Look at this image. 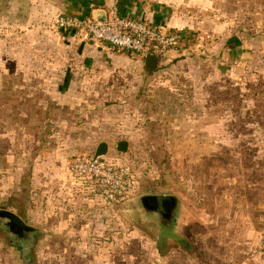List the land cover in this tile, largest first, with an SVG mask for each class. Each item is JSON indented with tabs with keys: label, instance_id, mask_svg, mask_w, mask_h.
Masks as SVG:
<instances>
[{
	"label": "crops",
	"instance_id": "1",
	"mask_svg": "<svg viewBox=\"0 0 264 264\" xmlns=\"http://www.w3.org/2000/svg\"><path fill=\"white\" fill-rule=\"evenodd\" d=\"M29 2H32L33 16L29 18L28 26L33 25L27 27L23 35L42 32L49 34L53 40L47 43L37 41L38 39L24 42L25 48L33 50L32 56L24 54L7 56L4 63L6 69L3 68L6 72L1 74L4 84L0 91L2 113L0 209L12 212L28 229L23 230L22 234H15L19 243H14L9 239L12 232L6 226L5 220L0 218V264H151L154 254L150 245H145L144 250L139 251L131 247L128 249H106L100 246L83 248L71 242L78 240V236L83 239L84 232L75 233L72 229L59 231L63 222L67 223V217L66 213L60 216L57 214L58 201L65 194L71 195V190L63 187L70 180L77 189L74 183L78 181L68 172L71 159L66 164L68 154L65 149H61L65 148L61 147L64 142L58 141L55 129L57 124H77L73 114L82 112L85 106L82 90L74 88V82L78 79L82 80V75L57 71L62 69L60 66L65 63L69 61L73 63L78 59L83 62L92 61L103 64L110 59L115 65L109 66L110 70H115V67L119 66L137 73L144 71L145 78L154 72L144 67V58L116 50L104 42L80 40L76 48L77 55H72L74 41L78 38L73 32L56 29L53 26V20L58 14L92 18L100 15L101 11L107 13L115 8L120 15L142 18L164 26L167 30L182 29L191 38V43L195 34H209L211 28L207 27L208 21L198 18L194 21L193 15L179 11V5L184 2L183 0H29ZM197 6L201 7V5ZM44 35L42 37H45ZM61 38L68 42L61 43ZM190 44L181 42L176 53L185 50L182 49L183 46H190ZM64 46L68 47L70 54L57 55V50L64 49ZM158 66H160L159 62L156 68ZM226 76H228L227 84L223 88H218L215 84L214 89L210 90L207 113H202L200 116L201 111L195 114L193 109L192 115L189 113L186 115V111H183V117L178 123L193 124L192 153L191 156L183 155L184 161L192 163L191 172L187 175L192 180V193L198 195L199 201L206 200L205 198L211 201L215 194H222L223 201H228V205H224L223 208H232L233 205L236 206L237 201L233 202L231 193L252 192L255 198L252 197L250 200L246 195V201L243 200L246 204L238 202L237 208H249V216L241 217L242 219L237 222H231V216L216 217L212 215V211L206 216L195 215L182 195L184 192L172 191L171 183L167 182L164 190L160 192L173 195L180 201L182 211L177 223L182 235L176 245L169 246L163 251H160L158 247L156 249L162 257H168L172 247H176L181 264H213L214 257L220 259L221 256L232 255L233 247H236L237 251H243L239 245L242 238L233 239L232 231H230V237H225L224 240L227 242V248L220 249L212 245V241L221 238L217 233H223L225 226L236 225V228L242 232H252L248 234L251 238L254 237L255 241L252 255H257L258 247H261L258 246V242L264 232V216L258 218V222L255 223L252 215L250 219L252 212L249 210L257 209L259 206V191L263 192L264 187V169L261 165L259 173L257 163L250 161V153L247 151L249 148L247 138L254 131L250 132L248 127V131L236 133L233 130V124L234 122L245 125L257 124L254 135L256 149H253L256 156L252 155V159L258 160V155L261 154L262 160L264 150L259 144L264 142V86L256 90L246 89L243 86L239 90H233L231 75ZM241 80L245 82L243 78ZM234 97H237L238 101H234ZM195 105H201V101L196 100ZM184 107L186 106L182 103L183 110ZM234 113L240 114L239 117L236 114L234 117ZM196 124L208 125L206 130L202 131L201 125L197 130ZM185 139L187 138L184 136L182 141ZM245 160L247 162H244ZM240 161L245 167L239 164ZM181 175H185L184 169L181 170L180 177ZM164 177L166 175L162 178ZM85 187L88 189L87 186ZM76 193L77 197L80 196L78 192ZM96 199L94 203L100 208L114 206L107 205L99 197ZM68 221V224L72 223L70 219ZM133 223L135 225L136 221L133 220ZM191 227V234L186 233L185 230ZM255 233L257 235H254ZM137 236L136 233L128 234L131 241H137L135 239ZM146 236L138 240L146 242ZM3 240L6 243H3ZM34 240L47 241L48 248H41L42 244L37 247L36 243H33ZM62 240L67 243L63 245L58 243ZM10 243L11 245L13 243L11 248H9ZM191 247L192 258L187 251ZM18 254L20 261L17 259ZM29 255L32 262L29 259L26 261ZM245 262L246 260H243V263Z\"/></svg>",
	"mask_w": 264,
	"mask_h": 264
},
{
	"label": "rangeland",
	"instance_id": "2",
	"mask_svg": "<svg viewBox=\"0 0 264 264\" xmlns=\"http://www.w3.org/2000/svg\"><path fill=\"white\" fill-rule=\"evenodd\" d=\"M183 1L178 10L193 15L194 21H197V18L207 20V27L211 28L212 32L195 34L192 46L191 38L185 33L187 39L183 42L191 43L190 46H183L182 49L185 50L171 55L169 61L154 69L151 76L147 75L148 78H145L144 71L137 73L119 66L115 67V70H110L109 66H115L110 59L103 64L76 59L73 63L69 61L60 66L62 69L57 71L82 75V80L78 79L74 82V88L82 90L85 106L82 112L73 114L77 124H57L55 136L58 141L64 142L61 147L65 148L61 149H65L68 154L66 164L68 160L77 156L93 155L98 144L105 142L108 147L104 154L105 158L126 164L133 170L137 182V195L162 193L160 191L164 190V186L169 182L172 191L184 192L182 195L195 215L206 216L212 211V215L216 217L231 216L232 220H229L237 222L249 216V208H237V203L246 204L243 201H246V195L251 200L252 197L255 198L254 193H231L233 202L237 201L236 206L233 205L232 208H223L224 205H228V201H223L222 194H215L211 201L205 197L203 199L206 200L199 201L198 195L192 193V180L187 175L191 172L192 163L184 161L183 157L187 154L191 156L192 153L193 124L178 123L183 117V111H186V115L188 113L192 115L193 109L195 114L201 111L200 116L202 113H207L210 90L214 89L215 84L218 88H223L227 84L228 76L225 77L227 74L231 75L233 90H239L241 86L250 90L264 86V0H194V3L192 0ZM31 4L29 0H0V91L4 84L1 74L6 72L3 68L7 56L22 54L32 56L33 50L25 48L24 42L38 39L37 41L47 43L53 40L49 34L42 32L23 35L24 30L33 25L28 26L29 18L33 16ZM41 25L39 24L40 27ZM176 30L183 32L179 28ZM43 35L46 38L42 37ZM77 38L74 41L72 55H77L76 48L79 41L83 40L81 37ZM60 42L68 41L61 38ZM56 53L65 56L70 54V51L64 46V49H58ZM196 100L201 101V105H195ZM234 101H238L237 97H234ZM182 103L186 106L184 110L181 108ZM236 115L239 117L240 114ZM1 116L0 110V121ZM200 125L203 131L208 124H196L197 130ZM248 127L250 132H254L247 138L250 149L248 147H246L248 150L245 149L250 153V161L257 163L260 173L261 165L264 169V152L262 160L261 154L258 155V160L252 159V155L256 156L253 149H256L254 135L257 124L245 125L238 122L233 124L236 133L248 131ZM184 136L188 140L182 141ZM122 140L127 141L128 144L124 152L116 148L117 143ZM259 146L264 150V142H260ZM239 164L245 167L241 161ZM183 169L185 175L180 177ZM164 175L166 177L162 178ZM74 184L77 185V189L74 188L72 181L65 183L63 188H69L71 195L64 193L65 196L59 198V208H57L59 216L66 213L67 217V223L63 222L59 231L72 229L75 233L84 232L83 239L78 236V240L71 243L83 248L100 246L106 249H128L131 247L135 251L144 250L145 245H150L154 254L151 264H181L176 247H172L168 257L158 254L155 224L152 223L153 221L146 223L141 220L144 214L139 209L136 213L129 209V206L122 204L100 208L94 203L98 196L93 192L89 182L81 181ZM78 184L83 186L80 187ZM76 192L80 196L77 197ZM249 212H252L250 219L252 215L255 223L264 216V187L263 192L259 191L258 208L250 209ZM68 219L71 224H68ZM133 220L136 221L135 225ZM230 231L233 239L242 238L239 245L243 251H237V248L233 247L232 255L221 256L220 259L214 257L213 264H264V243L260 245L258 242V246H261L258 247L259 253L252 255L255 241L254 237L248 235L252 232H242L236 228V225L225 226L223 233H217L221 238L212 241V245L220 249L227 248V242L224 240L225 237H230ZM185 232L191 234L192 227ZM129 233H136L137 241H131L128 237ZM144 235H147L146 242L138 240L144 239ZM34 242L37 247L42 244L41 248H48L47 241L34 240ZM3 243L6 242L3 240ZM58 243L63 245L67 241L62 240ZM12 245L10 243L9 248ZM191 249L192 247L187 251L190 252ZM189 256L192 258L191 252ZM17 259L21 260L19 254ZM28 259L32 262L30 255L26 261ZM243 260L246 262L243 263Z\"/></svg>",
	"mask_w": 264,
	"mask_h": 264
},
{
	"label": "built area",
	"instance_id": "3",
	"mask_svg": "<svg viewBox=\"0 0 264 264\" xmlns=\"http://www.w3.org/2000/svg\"><path fill=\"white\" fill-rule=\"evenodd\" d=\"M53 26L60 31L73 32L83 40L104 42L141 58L156 54L159 63L169 60L178 51L180 43L187 39L184 32L167 30L142 18L120 15L115 8L107 12L103 20L58 14ZM68 172L78 182H89L93 192L107 205H119L137 195V182L130 166L105 156L72 158ZM259 243H264V232Z\"/></svg>",
	"mask_w": 264,
	"mask_h": 264
},
{
	"label": "water",
	"instance_id": "4",
	"mask_svg": "<svg viewBox=\"0 0 264 264\" xmlns=\"http://www.w3.org/2000/svg\"><path fill=\"white\" fill-rule=\"evenodd\" d=\"M106 13L101 11L100 15L92 17L94 20H103ZM158 64V56L156 54H147L144 57V67L147 70H154ZM127 141L122 140L117 143V150L124 152L127 150ZM107 144L101 142L94 151V157L104 156L107 151ZM124 206H129V209H137L144 214L141 218L143 221H153L157 234L155 241L158 243L159 250L168 249L169 245H176L182 233L178 230V219L181 214L180 201L173 195L161 193H145L129 198L121 203ZM137 213V212H136ZM187 215V214H186ZM0 218L5 220L6 226L10 231L16 234L27 230V226L12 212L0 209ZM175 243V244H174Z\"/></svg>",
	"mask_w": 264,
	"mask_h": 264
},
{
	"label": "flooded vegetation",
	"instance_id": "5",
	"mask_svg": "<svg viewBox=\"0 0 264 264\" xmlns=\"http://www.w3.org/2000/svg\"><path fill=\"white\" fill-rule=\"evenodd\" d=\"M12 234L9 235V239H11V241H13L14 243H17V238H16V233L14 231H11ZM19 243V242H18Z\"/></svg>",
	"mask_w": 264,
	"mask_h": 264
},
{
	"label": "trees",
	"instance_id": "6",
	"mask_svg": "<svg viewBox=\"0 0 264 264\" xmlns=\"http://www.w3.org/2000/svg\"><path fill=\"white\" fill-rule=\"evenodd\" d=\"M161 61H162V60H160L159 65H160V66H163L164 64H163V62H161ZM168 61H169V60H167V62H168ZM167 62H166V63H167Z\"/></svg>",
	"mask_w": 264,
	"mask_h": 264
}]
</instances>
